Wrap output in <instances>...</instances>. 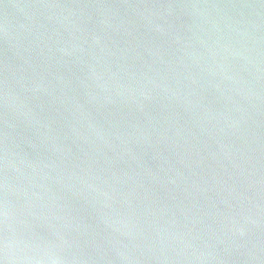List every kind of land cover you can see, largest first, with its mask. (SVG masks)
Listing matches in <instances>:
<instances>
[{"label": "water", "instance_id": "1", "mask_svg": "<svg viewBox=\"0 0 264 264\" xmlns=\"http://www.w3.org/2000/svg\"><path fill=\"white\" fill-rule=\"evenodd\" d=\"M0 264H264V0H0Z\"/></svg>", "mask_w": 264, "mask_h": 264}, {"label": "clouds", "instance_id": "2", "mask_svg": "<svg viewBox=\"0 0 264 264\" xmlns=\"http://www.w3.org/2000/svg\"><path fill=\"white\" fill-rule=\"evenodd\" d=\"M7 249H8V246H7V243L5 244V251H6V253H7Z\"/></svg>", "mask_w": 264, "mask_h": 264}]
</instances>
